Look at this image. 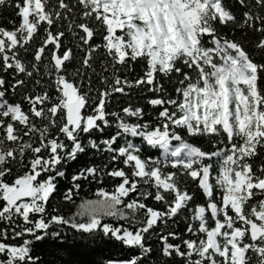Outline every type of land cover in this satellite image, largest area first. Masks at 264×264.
<instances>
[{
	"label": "snow or ice",
	"instance_id": "6c2138e0",
	"mask_svg": "<svg viewBox=\"0 0 264 264\" xmlns=\"http://www.w3.org/2000/svg\"><path fill=\"white\" fill-rule=\"evenodd\" d=\"M69 232L264 264V0H0V264H76Z\"/></svg>",
	"mask_w": 264,
	"mask_h": 264
},
{
	"label": "trees",
	"instance_id": "16d2710c",
	"mask_svg": "<svg viewBox=\"0 0 264 264\" xmlns=\"http://www.w3.org/2000/svg\"><path fill=\"white\" fill-rule=\"evenodd\" d=\"M87 160V157H81L77 161L73 162L72 164L67 166V171L70 174L74 169L81 166L83 163H85ZM66 182L61 180L60 186L63 188L65 186ZM104 186H107L106 184ZM96 184L91 183L87 184L85 183L82 188L79 190L78 195L74 196V200L78 204L81 199H90L95 198L94 193L96 190ZM55 203V201H53ZM58 207L60 208L61 212L70 215L71 212L75 211V206L72 204H66L64 202H61ZM69 237V243L67 244V247L71 251V259L76 262V264H95L96 261H103L106 257L112 256L115 257L117 255H120L119 251L111 246L106 245H90L89 248L91 251H85L82 245L72 240V233H68ZM38 252H41L42 255L45 258L47 257V250L46 249H37Z\"/></svg>",
	"mask_w": 264,
	"mask_h": 264
}]
</instances>
